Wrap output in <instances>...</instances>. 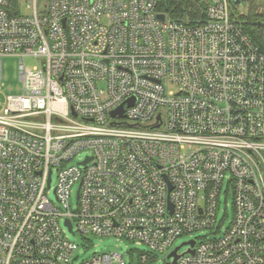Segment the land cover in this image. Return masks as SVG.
I'll list each match as a JSON object with an SVG mask.
<instances>
[{"label": "built area", "instance_id": "2783aa9c", "mask_svg": "<svg viewBox=\"0 0 264 264\" xmlns=\"http://www.w3.org/2000/svg\"><path fill=\"white\" fill-rule=\"evenodd\" d=\"M205 1L190 25L158 0H0V92L2 56L23 85L0 97V264H74L60 220L146 245L143 263L205 230L167 259L264 264V52L233 17L238 0ZM112 259L124 264H79Z\"/></svg>", "mask_w": 264, "mask_h": 264}, {"label": "rangeland", "instance_id": "374dc122", "mask_svg": "<svg viewBox=\"0 0 264 264\" xmlns=\"http://www.w3.org/2000/svg\"><path fill=\"white\" fill-rule=\"evenodd\" d=\"M257 2L263 3L264 0H257ZM238 11L240 13H244L246 11L245 5L240 4L238 6ZM25 63L28 67L33 65V61L30 58H26ZM1 76L2 89L0 92V97L3 100L5 95H16L22 92L23 85L18 76V58L7 55L1 57ZM84 154L85 152H82L80 155H77L74 161L76 162L78 157H82ZM55 184L56 173H54L52 176V187ZM76 188L77 185L75 184L73 186V193L69 202L72 209H75L76 206ZM225 190L226 188L223 189V194L220 196L219 210L217 214V221L221 223L223 228L229 224L233 215V196L231 192L227 193ZM47 196L59 211L63 210L62 205L57 201L52 189L47 191ZM59 225L68 239L73 241L76 245L74 254L72 256L74 264H79L89 259L93 255L113 253H118L121 256L124 264H172L171 261H169V259L166 257L169 252L178 247L177 254L184 253L189 247V244L186 242L191 240L199 241L206 233L205 230H196L192 233L181 234L175 238L165 253H152L153 255H149V260L146 263H143L139 257V254L140 252H150L146 245H137L134 242L124 239H117L116 237L112 236L85 235L82 237L78 233L73 234L69 230L68 226L64 224L63 220L59 221ZM111 264H119V262H117L115 259H112Z\"/></svg>", "mask_w": 264, "mask_h": 264}, {"label": "trees", "instance_id": "16d2710c", "mask_svg": "<svg viewBox=\"0 0 264 264\" xmlns=\"http://www.w3.org/2000/svg\"><path fill=\"white\" fill-rule=\"evenodd\" d=\"M240 4L246 7L244 13L238 11ZM156 10L184 24H197L206 19L205 0H158ZM231 12L244 32L264 52V2L239 0L238 5H231Z\"/></svg>", "mask_w": 264, "mask_h": 264}, {"label": "water", "instance_id": "95a60500", "mask_svg": "<svg viewBox=\"0 0 264 264\" xmlns=\"http://www.w3.org/2000/svg\"><path fill=\"white\" fill-rule=\"evenodd\" d=\"M238 2H239V1H238ZM234 3L236 4L237 1H234ZM158 18L162 20V19H164V15H163V14H158ZM129 104H132V103L129 102ZM122 111H123L122 106H120L118 109L112 111V112L110 113V115H111V116H114V115H121V114H122ZM65 224L68 226L69 230H71V223H70L68 220L65 222ZM186 243H188V244H190V245H193L194 241L191 240V241L186 242ZM177 249H178V247H176V248H175V249H174V250L168 255V257H170L171 255H173V256H174V261H175V259H176V257H177V255H176Z\"/></svg>", "mask_w": 264, "mask_h": 264}, {"label": "flooded vegetation", "instance_id": "af4514ba", "mask_svg": "<svg viewBox=\"0 0 264 264\" xmlns=\"http://www.w3.org/2000/svg\"><path fill=\"white\" fill-rule=\"evenodd\" d=\"M231 1H233V2H234L235 0H231ZM238 1H239V0H238ZM241 2H242V0H241Z\"/></svg>", "mask_w": 264, "mask_h": 264}]
</instances>
